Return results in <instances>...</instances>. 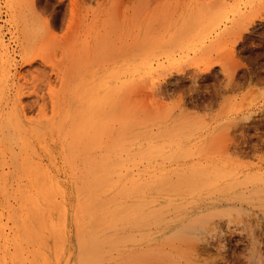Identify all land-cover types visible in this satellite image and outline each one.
<instances>
[{
	"label": "rangeland",
	"instance_id": "374dc122",
	"mask_svg": "<svg viewBox=\"0 0 264 264\" xmlns=\"http://www.w3.org/2000/svg\"><path fill=\"white\" fill-rule=\"evenodd\" d=\"M0 264H264V0H0Z\"/></svg>",
	"mask_w": 264,
	"mask_h": 264
},
{
	"label": "bare ground",
	"instance_id": "6f19581e",
	"mask_svg": "<svg viewBox=\"0 0 264 264\" xmlns=\"http://www.w3.org/2000/svg\"><path fill=\"white\" fill-rule=\"evenodd\" d=\"M88 101H89V100H88ZM94 101H95V100H94ZM90 103H91V102H90ZM94 104H95V103H94ZM210 187H211V186H210ZM224 188H225V187H224ZM113 190H114V189H113ZM63 192H64V191H63ZM232 195H233V194H232ZM128 199H129V198H128ZM233 199H234V198H233ZM233 199H231V200H233ZM166 200H167V199H166ZM190 200H191V199H190ZM227 200H228V199H227ZM188 201H189V200H188ZM208 201H209V200H208ZM214 201H215V200H214ZM237 201H238V200H237ZM185 202H186V201H185ZM209 202H211V201H209ZM218 202H219V201H218ZM218 202H217V203H214V204H219ZM220 204H224V203H220ZM178 210H179V209H178ZM193 210H194V209H193ZM178 216H179V215H178ZM181 219H182V218H181ZM123 220H124V219H123ZM179 220H180V219H179ZM184 220H185V218H183L181 221H184ZM257 224H258V223H257ZM213 225H214V224H213ZM221 225H222V224H221ZM181 226H183V224H182ZM214 226H215V225H214ZM238 226H239V225H238ZM216 227L218 228V226H216ZM216 227H215V228H216ZM234 227H235V226H234ZM212 228H213V227H212ZM213 229H214V228H213ZM218 229H219V228H218ZM227 229H228V228H227ZM214 230H215V229H214ZM214 230H212V231H214ZM209 231L211 232V230H209ZM228 232H229V231H228ZM257 235H258V234H257ZM227 236H228V235H227ZM227 236H226V237H227ZM237 239H238V238H237ZM241 239H242V238H240L239 241H240ZM149 240H150V239H149ZM232 240H233V239H232ZM243 240H244V239H242L240 242H243ZM228 241H230V240H228ZM239 241H238V242H239ZM238 242H237V243H238ZM98 243H99V242H98ZM233 243H234V242H233ZM235 243H236V242H235ZM245 243H246V242H245ZM92 244H93V243H92ZM149 244H150V242H149ZM210 244H211V243H210ZM235 246H236V245H235ZM206 248H207V247H206ZM206 248H205V249H206ZM236 248H237V247H236ZM258 248H259V247H258ZM259 249H260V248H259ZM260 250H261V249H260ZM227 252H228V251H227ZM246 255H247V254H246ZM262 255H263V254H262ZM223 259H224V258H223ZM236 261H237V260H236ZM68 262H69V261H68Z\"/></svg>",
	"mask_w": 264,
	"mask_h": 264
}]
</instances>
